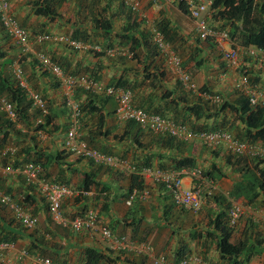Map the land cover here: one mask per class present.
Masks as SVG:
<instances>
[{"label": "trees", "instance_id": "1", "mask_svg": "<svg viewBox=\"0 0 264 264\" xmlns=\"http://www.w3.org/2000/svg\"><path fill=\"white\" fill-rule=\"evenodd\" d=\"M7 1L10 3V0ZM210 1L212 3L210 8L211 20L216 25L223 24L217 27L221 31H226L232 42H234L233 39L239 33L243 47H264V0ZM32 2L36 16L44 17L48 21H54L64 17L60 9L67 0H34ZM73 2L72 8L75 15L73 24L75 28L71 31L69 38L82 43L85 48L81 50H85L93 57L104 58L107 61L110 57L111 59L115 57L116 64L114 65L116 66L124 65L128 60H131L135 62L136 68L123 69L124 71L117 78H113L107 84H104L100 76L97 75V72L91 70L89 66H83L78 62L70 63L66 59H64L63 63L57 64L54 58L52 59L46 54L62 70L63 74L75 79L86 77L89 80L99 83L102 87H118L128 91L131 94L134 107L140 108L147 113L158 115L163 119L170 120L177 125H181L192 134L196 135L213 131L227 132L240 142H247L264 150V105H251L249 95L238 90L235 86L236 97L229 99V96L212 92L207 87L199 89L198 95L191 94L193 93L191 87L184 85L180 81L179 84L188 91V94L184 92V94H179L176 89L169 90L165 88L160 93V101L163 102L162 104L154 106L149 101H146L147 104H136L134 100L136 91L143 86L158 88V80L164 78L166 74V70L162 66L166 59L163 55H160L157 45L154 43V34L159 33L164 43L173 46L176 35L174 29L170 28L163 21L151 29H142L141 22H136L137 16H141L139 12L131 11V9L125 6L122 0H75ZM178 8L182 13L187 14V10L182 3L178 5ZM109 9H115L116 11L112 13ZM66 20L69 21L70 19L67 18ZM119 20H122V22L119 23ZM209 26L214 30L218 29L217 27H212L210 24ZM0 28L5 32L1 24ZM5 34L7 35L6 32ZM116 38L118 40L116 44L110 43L111 40ZM98 39H106L108 43L106 47L98 46ZM206 41L210 42L209 39L203 42ZM87 44L88 47L86 46ZM14 45L20 51L19 46L16 43ZM65 46L69 47L68 45ZM171 46L170 48L174 55L180 59L181 71L188 75L181 60L183 49L178 52L176 48ZM95 47H98L100 51H96L94 49ZM69 48L75 50L71 47ZM108 50L114 51V55L110 56L107 53ZM4 55L5 53L0 51V59L4 58ZM243 56L250 59L247 53H244ZM157 58L162 61L159 65L154 64ZM36 62V66L42 71L38 61ZM200 62L194 64L195 69L200 66ZM243 69H245V66ZM42 72L51 81L54 89H58L61 86V82L56 77L47 71ZM127 72L132 73L134 78L129 80ZM243 75L251 83L248 72H243ZM11 76L8 71L5 74L3 70H0V98L5 99L11 105L12 112L14 113V118H11L2 109V111L0 110V133H3L4 140L11 138L12 135L14 137L16 136L14 146L18 142L22 144L25 140L27 143H23L22 147L18 146L16 153L10 150L0 155L2 168L20 171L26 165H37L40 168L39 176L43 179L71 189V179H62L59 177L60 175H56L55 178L51 177L49 167L53 162H59V160H62L65 166L66 164L72 166L85 160L93 170L81 178L80 185L78 186L80 194L75 197L77 200H81L85 192L92 191L96 193L97 188L100 186V182L97 181L100 173L116 171L121 176L126 177L129 183L126 190L120 195L121 199L125 200V203L133 190L138 192L146 190L148 196L143 201L144 203L152 199L154 194L152 189L155 186L165 191L164 201L168 202V199H170L161 217V221L165 223H168L173 209H177L180 213L187 216L191 215V213L177 207L171 192L163 183L141 176L140 172L142 170L150 169L161 172H178L183 169H198L204 177L212 180L216 184L218 180L230 176L232 186L227 193L228 197L221 192L206 197V205L203 204L205 205V211L202 209L203 205L200 211H202L201 214H206L205 217L207 216L208 220L203 221L204 225L203 227H199L200 230L190 233L189 239L193 246H188L185 240L180 239L181 245L179 249L172 254L164 253L161 255L165 257L169 264H179L180 261L191 256H198L201 261L209 264H248L252 257L261 254L262 248L264 247V213L257 214V210L262 207L264 208L263 151L262 154L253 156L233 155L221 146L210 148L206 143L195 138L183 139L182 137L173 136L168 132H154L142 128L134 120H125L121 121L126 124L123 133L112 136V140L117 143H124L122 144L123 148L120 151L118 150V153L113 152L114 147L110 149L109 146L102 145L100 142L110 138V133L104 129V116L100 114V110L104 103L109 102L110 99L115 101V99L106 96L104 92L87 90L79 86L73 90L72 99L78 105L80 113L77 119L80 139L88 148L100 154L126 161L129 166L133 167L134 172L129 173L124 169L120 170L113 166L95 163L86 157L72 156L64 145H62L63 147L60 152L55 153V155H52V153L43 154V150L38 149L39 136L37 132L48 133L47 135L53 133L62 135L64 133L66 138V133L72 126L70 116L67 115L66 123L56 124L55 118L58 114L53 108L52 102L48 99L47 93L44 90L40 91L33 84L31 85L32 90H28L27 87L23 88L20 86L19 81L14 76H12L13 78ZM177 76L179 77L178 74ZM22 79L27 86V80L23 76ZM30 92L37 93L44 100L45 111H41L32 105L29 100ZM64 99L63 109L65 111L68 109L66 106V98ZM116 108L113 111L115 118ZM116 120L119 121L117 118ZM18 123L24 124L26 128H29L31 130L30 133H22L20 130L15 129ZM61 135L59 136L61 137ZM198 150L204 153L213 150L212 154L215 158L223 157L221 163L223 165L221 166L213 161L209 167L200 169L197 166L195 156ZM221 151L225 153L220 154ZM69 156L74 157V159L72 163L68 164L65 160ZM224 165L228 170H231V175H228L223 169ZM74 173L76 172L73 171L72 174L74 175ZM17 175L20 177L23 186L18 191H13L3 185V182L7 178L6 175L5 177H0V193L9 199L8 202L0 203V213L5 214V216H2L3 219L0 220V242L15 244L18 240L27 238L28 241L24 249L31 256L49 258L55 263L68 264L64 259L65 256H68V248L61 246L53 238L46 239L40 234V227H46L49 233H53V230L56 228L63 227L53 223L49 215H47L48 218H45L46 223L42 226L37 224L38 226L36 225L37 227L32 230L25 228L17 219L11 206H22L24 209L26 206L27 208L34 201L31 193L35 191L41 196L43 209L48 214V205L37 186L32 183L28 184L24 176ZM150 184H153V187ZM109 190V187L103 186V189H100L98 193L106 192L105 194H107ZM91 197L95 198L94 196ZM101 197L105 198L103 196ZM231 199L234 201L241 199L243 201L241 205L251 210V213L244 212L243 217L236 225H230L229 223ZM136 202L138 201L135 200L132 204ZM88 209H90L89 206L85 204L76 215H83ZM7 213L11 214L12 218H6ZM28 213L32 216L35 215L34 211H29ZM245 213L248 216H245ZM97 220L99 224L103 225L100 221L99 214H97ZM242 220L244 221L242 222ZM145 232V236L140 240L133 237L131 239L121 237L120 240L126 245L135 244L131 241L133 239L138 244L142 243L146 245L149 232ZM236 235L239 236L238 238L236 237L237 239H235ZM210 249H213L218 255V260L215 262L207 260V252ZM149 253L152 255L151 250ZM149 253L138 255L136 257V260L139 261L138 264H148L149 261L151 262L149 264H153L150 260ZM119 259L120 257L113 251L102 252L94 248H85L81 251V255L75 264H117ZM127 262L125 264H136L130 260H127Z\"/></svg>", "mask_w": 264, "mask_h": 264}, {"label": "crops", "instance_id": "2", "mask_svg": "<svg viewBox=\"0 0 264 264\" xmlns=\"http://www.w3.org/2000/svg\"><path fill=\"white\" fill-rule=\"evenodd\" d=\"M32 1L34 0H10L11 13L17 23L29 32L31 36L30 40L32 41L34 49L44 52L52 59L54 58L55 63H63L64 59H66L70 63L78 62L83 66H89L91 70L97 72V75L100 76L104 84H107L108 81L113 78H117L124 71L123 69L128 70L136 68L134 61L128 60L124 65L116 66L114 65L116 64L115 57L113 59L110 57L107 61V59L104 58L93 57L85 50L75 51L64 44L55 41L37 44L34 41V38L39 35L49 34L52 37H70L69 35H66V28L72 31L73 28H75V25L73 24L74 20H72L73 15L59 18L54 21H48L44 17L36 16L34 14ZM109 11L113 13V11L116 10L109 9ZM139 14L141 16H137L136 22L142 23H140L142 29H151L161 21L167 23L170 28L174 29L176 35L174 37L173 46L170 44L169 46L176 48L178 52L183 49L181 60L184 69L188 72L186 73L189 77V84L186 86L191 87V91L193 92L191 94L198 95L199 89L207 87L212 92L229 96V99H233L236 97L234 86L245 71L248 72L251 85L264 88V69H258L249 58L243 56V53L240 55L239 66L237 69L236 67L227 65L221 58L220 49L214 43L211 41L203 42L198 40L194 22L187 14L181 12L178 8L177 2L166 0L163 9L159 11L154 7L153 0H141V10ZM205 17L212 27L223 25L221 23L216 25V23L211 20V11H209ZM67 18H70V20L67 21ZM120 22H122V20H119V23ZM239 35L240 34L238 33L233 41L235 45L242 46L241 37ZM117 42V38L110 41V43L113 44H116ZM98 44V46L104 48L108 43L106 42V39H99ZM86 46L88 47V44ZM0 51L5 53L4 58L0 59V70H3L5 74L8 71V73L13 76L12 73L14 69L21 65L20 67L23 77L27 80L28 90H32L29 87L30 84L36 85L37 89L39 88L40 91L44 90L47 93L48 99L52 102L56 113L64 111L62 98H65V90L61 86L58 89H54L51 81L46 78L47 76H45L36 66V61L34 62L35 59L33 56H22L19 49L1 28ZM199 62L200 66L195 69L194 64ZM160 63H162V61L157 58L154 64L159 65ZM162 66L166 70V74L164 78L158 80V88L143 86L138 89L135 93L136 95H134L136 104H147L146 101H149L154 106L162 104L163 102L160 101V93L165 88L169 90L176 89L179 94H182L183 92L188 94V91L179 84L180 80L174 69L168 67L172 72L171 75L168 73L165 61ZM244 66L245 69H243ZM127 74L129 80L134 78L132 73L127 72ZM60 92H62V98H60ZM115 108L116 103L113 99H110L109 102L104 103L101 107L100 114L104 116V129L110 133V138L100 142L102 145L105 144L109 146L110 149L111 147H114L113 152L118 153V150H122V144L124 143H117L112 140V136L114 134L120 135L123 133L126 124L116 120L113 112L115 111ZM108 113L111 114L108 115ZM55 122L56 124H63L66 123L67 120H64V118L57 115ZM24 126V124L18 123L16 124L15 129L20 130L22 133H30L31 130ZM37 134L39 136L38 149H42L43 154L52 153V155H55V153L60 152L65 138L64 133L62 135L55 133L47 135L48 133L44 134L43 132L38 131ZM59 135H61V137ZM15 141L16 136L14 137V135H12L11 138H6L4 140L3 133H0V155L10 150L16 153L18 146L22 147L23 143H27L25 140L22 144L18 142V144L14 146ZM212 151L213 150H209L204 153L198 150L197 154H195L197 166L207 168L213 163V161L222 166L223 164H221L222 162L220 161L222 158H215ZM223 152L224 151H221L220 154H223ZM73 159L74 157L69 156L65 161L69 164L72 163ZM92 170L93 169L89 163L85 160L72 166L67 164L65 166L63 161L59 160V162H53L49 167L51 177L55 178L56 175H60L59 177L62 179H71L70 186L74 189L72 198L70 197L62 203L63 214L66 217L73 218V216H77L76 214L81 211L85 204L88 205L89 208H91V206L95 207V211L100 216L101 223L107 227L112 234V239L106 240L103 239L99 233L91 231L74 233L70 229L59 227L58 229H54L53 233H49L46 227H40V234L44 238H53V240L57 241L61 246L68 248V256H65L64 258L66 263H77L83 249L94 248L102 252L113 251L116 253L117 256L120 257L117 264H125L127 260L138 264L139 261L136 260V257L141 254L123 247L122 244L117 243L116 240L121 239V237H125L126 239H131V237H133L140 240L145 236V231L149 232L146 245L142 243L138 244L134 239L131 241L135 243L133 244L135 246H147L148 248H151V253L152 250H154V252L159 250L167 254H172L179 249L181 245L179 241L180 239L185 240L188 246H193L189 239L190 233L200 230L199 227H203V221L208 220V217H205L206 214L187 216L180 213L177 209H173L169 216L168 223L161 221L165 207L170 199H168V202L164 201V194L166 193L165 191L160 190L158 186H155V188L152 189L154 194L151 203L136 202L133 203L132 206H127L125 200H122L120 195L126 190L129 183L126 177L121 176L116 171L100 173L101 177L99 176L97 179V181L100 182V186L97 188L96 193L92 191L85 192L82 199L77 200L75 197L80 194L78 186L80 185L81 178L90 171L92 172ZM73 171L76 172L74 175L72 174ZM6 177L3 185L9 189L18 191L23 187L22 181L16 173L6 175ZM150 185L153 187V184ZM183 185L185 188L189 186V179L183 178ZM217 185L223 193H228L232 186V179H228L227 177L226 179H220L217 181ZM103 186L109 187L110 190L107 194H105L106 192L101 194L98 193L100 192V189H103ZM31 194L34 201L32 203L30 202L31 204L27 207V211H34V216L38 218V225L42 226L46 223L45 218H48V214L46 213V210L43 209V202L41 201L39 193L35 191ZM91 196H94L95 198ZM101 196L105 198H102ZM238 201L240 204L243 203L241 199ZM204 204L206 205V201ZM202 209H204V205ZM244 210L247 213H251V210L248 207H244ZM3 215L5 216V214L0 213V220L3 219ZM9 217L12 218V215L7 213L6 218ZM27 241V238H23L22 240H18L15 244L24 248ZM18 244H21V246ZM149 245H151V247ZM207 260L214 262L218 260V255L213 249H210L207 252ZM248 264H264V247L262 248L261 254L252 257Z\"/></svg>", "mask_w": 264, "mask_h": 264}, {"label": "built area", "instance_id": "3", "mask_svg": "<svg viewBox=\"0 0 264 264\" xmlns=\"http://www.w3.org/2000/svg\"><path fill=\"white\" fill-rule=\"evenodd\" d=\"M133 12H140L141 0H122ZM166 0H153V5L157 10H162ZM177 4H183L187 10V15L194 22L197 37L201 41L209 39L221 51L222 59L227 65L231 67L239 66L240 55L247 53L251 61L258 69L264 68V47L250 46L242 47L235 45L231 41L229 34L226 31L212 29L205 15L210 11V0H173ZM0 24L5 29L7 35L16 43L22 55H31L38 61L42 71H47L60 82L62 88L65 90L66 106L69 111V116L72 126L66 133L64 146L72 156H82L91 159L95 163H102L106 166H113L118 169H124L127 172H134L133 167L129 166L126 161L116 159L111 156L103 155L95 150L87 147V145L80 139L78 135L77 119L80 115L78 105L72 99V93L75 87L82 86L87 90L96 92H104L106 96L113 97L117 104L116 118L119 121L134 120L138 125L144 129L154 132H168L173 136L182 137L183 139H198L207 144L210 148L223 147L227 152L238 155H259L262 150L256 145L247 142H240L233 138L229 133L222 131L203 132L200 134H192L183 126L161 118L158 115L150 114L140 108H136L132 104V97L130 92L115 87H102L99 83L89 80L86 77L73 78L63 74L62 70L44 53L34 49L31 36L29 32L21 27L10 11V3L7 0H0ZM37 44H42L47 41H55L68 45L75 50L84 49V45L80 42L73 41L66 36L52 37L51 35H39L34 38ZM154 43L157 45L160 55L166 59L167 63L172 66L174 71L179 75L180 81L184 85L189 84V77L180 69V59L176 57L170 46L163 42L159 33L154 34ZM227 47V48H226ZM100 51L98 47L94 48ZM110 56L114 55V51L108 50ZM13 76L19 81L21 87L26 88V84L22 79V70L16 67L13 71ZM235 87L249 95V102L251 105H264V89L252 86L246 76L243 74ZM29 100L32 105L45 111V102L42 98L34 92L29 93ZM216 101V100H215ZM0 107L11 118H14L11 105L3 98H0ZM19 174L25 177L28 184L32 183L37 186L41 195L45 198L48 205V215L50 220L63 227L72 230L74 233L82 231L96 232L101 235L103 239H112V234L108 228L99 224L97 220V212L88 209L83 215H77L73 218L66 217L62 211V202L64 199L73 195L72 189L66 186H60L43 179L40 174V168L36 165H26L20 171H13L4 169L1 166L0 159V177L8 174ZM140 175L146 179H153L161 182L171 192L175 204L180 209L191 214H198L206 197L220 192L216 183L204 177L198 169H183L178 172H161L156 170L144 169ZM183 178L190 181V185L186 188L183 185ZM228 197L227 193H223ZM146 190L138 192L133 190L126 205L130 206L133 201L143 202L147 198ZM8 197L0 193V203L8 202ZM17 219L28 230H32L38 224V218L30 215L22 206H11ZM244 215V208L238 201L230 200L229 209V223L236 225ZM117 243L122 244L123 247L128 248L134 252L142 255L148 254L150 248L147 246H135L133 244L126 245L122 240H116ZM150 254V253H149ZM150 260L153 264H169L163 255L153 256L150 254ZM0 264H60L55 263L49 258L31 256L24 248H19L16 244L10 242H0ZM179 264H209L201 261L198 256H191L180 261Z\"/></svg>", "mask_w": 264, "mask_h": 264}, {"label": "rangeland", "instance_id": "4", "mask_svg": "<svg viewBox=\"0 0 264 264\" xmlns=\"http://www.w3.org/2000/svg\"><path fill=\"white\" fill-rule=\"evenodd\" d=\"M73 1H75V0H67V2L66 3H64V5L62 6V8L60 9V12L62 13V15L64 16V17H68L69 15H73V17H72V20L74 19V17H75V15H74V11H73V8H72V6H73ZM70 19V18H69ZM220 28H218L217 30H219ZM66 35H71V30L70 29H67L66 28ZM99 40V39H98ZM37 50V49H36ZM37 51H39V50H37ZM40 52H42V51H40ZM45 54V53H44ZM46 55V54H45ZM165 64H166V68H168V67H170V68H172V66L170 65V64H168L167 63V61H165ZM168 73L169 74H171L172 72H171V70L168 68ZM13 74V73H12ZM172 75V74H171ZM29 85V84H28ZM29 87L31 88V84L29 85ZM32 89V88H31ZM62 94V92H60V98H62V96L63 95H61ZM64 97L62 98V102H64ZM62 105H63V103H62ZM58 114V116L59 117H61V118H64V120H67V115H69V111L68 110H65V111H62V112H59V113H57ZM262 147V146H261ZM262 150V149H261ZM263 152H264V150H262ZM225 153V152H224ZM221 158H223V157H221ZM221 162H222V159L220 160ZM220 162V163H221ZM200 169H203V167L202 166H200L199 167ZM223 169L226 171V173L228 174V175H231V170H228L227 169V167H225V165L223 166ZM228 179H231L230 178V176H228L227 177ZM224 179H226V178H224ZM218 186V185H217ZM219 188V187H218ZM72 189V191L74 190L73 188H71ZM220 190V189H219ZM220 192H222L221 190H220ZM67 199H69V197L68 198H66L65 200H64V202L67 200ZM153 201V198L148 202V203H151ZM239 202V201H238ZM205 206V205H204ZM243 206V208L245 207L244 205H242ZM91 208L93 209V210H95V207H92L91 206ZM25 210H27V208H26V206H25ZM204 210V209H203ZM205 211V210H204ZM203 211V212H204ZM201 212L202 211H200L198 214H196V215H194V214H191V215H189V216H199L200 214H201ZM244 212H245V210H244ZM264 213V208L262 207V208H260L259 210H257V214H263ZM245 216H248V214L247 213H245ZM246 220V219H245ZM244 220H242V222H243ZM37 227V226H36ZM239 237L238 235H236L235 236V239H237V238ZM19 245V244H18ZM21 246V245H20ZM150 247H151V245H149ZM19 247V246H18ZM19 248H21V247H19ZM161 252V253H160ZM152 253H153V255L154 256H159V255H161V254H164V252L163 251H157V252H154V250H152ZM149 263H151L150 261H149Z\"/></svg>", "mask_w": 264, "mask_h": 264}, {"label": "clouds", "instance_id": "5", "mask_svg": "<svg viewBox=\"0 0 264 264\" xmlns=\"http://www.w3.org/2000/svg\"><path fill=\"white\" fill-rule=\"evenodd\" d=\"M90 209H92V208H90ZM93 210V209H92ZM95 211V210H94ZM98 214V213H97Z\"/></svg>", "mask_w": 264, "mask_h": 264}]
</instances>
